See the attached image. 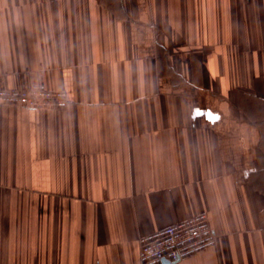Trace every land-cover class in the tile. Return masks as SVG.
Returning <instances> with one entry per match:
<instances>
[{"label": "crops", "instance_id": "obj_1", "mask_svg": "<svg viewBox=\"0 0 264 264\" xmlns=\"http://www.w3.org/2000/svg\"><path fill=\"white\" fill-rule=\"evenodd\" d=\"M0 264H139L206 213L217 243L164 264H264V0H0Z\"/></svg>", "mask_w": 264, "mask_h": 264}, {"label": "built area", "instance_id": "obj_2", "mask_svg": "<svg viewBox=\"0 0 264 264\" xmlns=\"http://www.w3.org/2000/svg\"><path fill=\"white\" fill-rule=\"evenodd\" d=\"M47 101L59 107L67 100L55 96L44 84L29 88L0 86V103L34 106ZM218 235L206 213H199L184 221L166 226L139 239V264L177 262L217 243Z\"/></svg>", "mask_w": 264, "mask_h": 264}, {"label": "water", "instance_id": "obj_3", "mask_svg": "<svg viewBox=\"0 0 264 264\" xmlns=\"http://www.w3.org/2000/svg\"><path fill=\"white\" fill-rule=\"evenodd\" d=\"M167 261H168V260H165L164 263L167 262Z\"/></svg>", "mask_w": 264, "mask_h": 264}]
</instances>
